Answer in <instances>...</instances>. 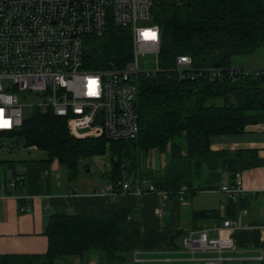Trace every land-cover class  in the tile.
I'll return each instance as SVG.
<instances>
[{
  "label": "trees",
  "instance_id": "trees-1",
  "mask_svg": "<svg viewBox=\"0 0 264 264\" xmlns=\"http://www.w3.org/2000/svg\"><path fill=\"white\" fill-rule=\"evenodd\" d=\"M152 8V21L161 36V71L138 77L137 138H77L70 135L65 117L34 108L14 131L2 132L0 137L22 139L24 146L45 152L43 160L64 165L70 177L77 173L82 158L109 152L111 181L135 178L142 183L148 178L162 190L190 185L213 133H240L247 124L264 121V74L243 73L234 67L238 56L251 55L264 41V0H156ZM129 31L110 23L103 36L89 38L84 66L90 70L122 67L132 57ZM181 54L192 63L191 74L182 77L171 71ZM211 68L220 69V75L198 73ZM231 91L240 92L239 105L225 101ZM156 148L169 149L170 156L166 167L153 173L142 158ZM237 153L250 159L254 151ZM126 212L121 208L88 214L51 212L43 231L48 239L46 252L0 254V264L73 260L87 264L93 255L97 264H127L141 247L143 235L129 230ZM133 264L140 263L133 260Z\"/></svg>",
  "mask_w": 264,
  "mask_h": 264
},
{
  "label": "built area",
  "instance_id": "built-area-1",
  "mask_svg": "<svg viewBox=\"0 0 264 264\" xmlns=\"http://www.w3.org/2000/svg\"><path fill=\"white\" fill-rule=\"evenodd\" d=\"M156 0H0V133L12 132L25 117L23 95L44 97L42 102L30 103L31 109L52 110L66 119L69 133L77 138L110 140L137 138L140 128L137 100L138 77L160 72L159 26L152 21ZM110 23L128 27L132 37V57L122 67L90 70L84 66L85 48L89 38L103 36ZM171 69L178 76L189 75L192 63L181 54ZM153 65V66H152ZM243 73L264 74V69L236 68ZM219 76L220 69L198 71ZM240 178L220 186L224 201L237 202L244 193ZM24 183L18 173L0 184ZM144 191L163 193L152 181L140 184L116 179L104 184L100 192L111 197L118 194ZM264 199V192L262 193ZM24 209V205L20 206ZM233 228H241L239 221L225 219L210 228L201 227L195 234L182 238L188 251L185 264H249V256L234 255L236 243ZM139 250L133 260L141 263ZM264 258L262 249L253 259ZM60 264H82L78 260ZM87 264H95L87 261Z\"/></svg>",
  "mask_w": 264,
  "mask_h": 264
},
{
  "label": "crops",
  "instance_id": "crops-1",
  "mask_svg": "<svg viewBox=\"0 0 264 264\" xmlns=\"http://www.w3.org/2000/svg\"><path fill=\"white\" fill-rule=\"evenodd\" d=\"M234 67L264 69V41L251 55L238 56ZM240 96L239 91H231L225 101L239 105ZM209 146L201 154L202 167L191 184L182 185L178 190H164L165 194L144 191L111 197L100 192L110 180L93 183L58 179L55 172L60 165L56 160L25 162L23 170L11 163L12 174L5 168L4 182L22 173L24 183L15 187L7 185L4 193L0 190V254L45 253L48 239L43 231L51 212L88 214L105 208H121L127 211L129 230L143 235L141 247L137 249L138 257L143 260L140 264H185L188 251L182 245V238L204 226L217 234L212 227L229 218L239 221L241 226L236 231L230 228L223 233L228 235L233 231L234 255L251 257L247 259L249 264H264V258L253 259L258 249H262L264 256V121L247 124L240 133H213ZM240 150L254 153L250 159L244 155L239 158ZM162 154L159 150L152 159L146 158L148 170L157 173L166 167L170 152L163 162ZM154 160L158 165L154 166L157 164ZM236 178L241 179L244 193L237 202L224 201L220 186Z\"/></svg>",
  "mask_w": 264,
  "mask_h": 264
},
{
  "label": "rangeland",
  "instance_id": "rangeland-1",
  "mask_svg": "<svg viewBox=\"0 0 264 264\" xmlns=\"http://www.w3.org/2000/svg\"><path fill=\"white\" fill-rule=\"evenodd\" d=\"M21 97H22V101L26 103V106L24 107L25 115L31 112L30 103L42 102L43 100H45L44 97L43 98L35 97L33 96V94L23 95ZM158 151H159L158 148L151 150L148 153V155H146L145 159L144 157L142 158V161L144 160L145 163L146 158L147 161L150 160V158L152 159ZM162 153L164 154L160 156V159L163 162L166 156L169 154V149H167ZM45 157H46V153L39 149H36L34 146L31 147L24 146V142L22 141V139H18V140L13 138L2 139L0 137V182H4L3 174L5 168L6 171H8L9 175L12 174V169L9 167L8 164L12 163L14 164L15 167H17V169L23 170L25 162L26 163L31 161L41 162L43 161V159H45ZM109 157H110L109 152H105L93 156L87 155L86 157L80 160L78 171L74 177H70L69 174L67 173L68 172L67 169L64 167V165L61 164H59L60 168L58 171L55 172V174H58L59 176L58 179L62 178L65 179L66 181L69 179L79 182H86L89 180V181H93V183L96 182L99 183L106 179L110 180L108 176V172L109 170H111L112 164L110 162ZM154 161L156 162V160ZM156 163L157 164H154V166L158 165L159 162ZM95 261H97V259L93 255L90 258V262H94L95 264H97ZM126 261L127 264H133V258L132 260L127 259Z\"/></svg>",
  "mask_w": 264,
  "mask_h": 264
},
{
  "label": "water",
  "instance_id": "water-1",
  "mask_svg": "<svg viewBox=\"0 0 264 264\" xmlns=\"http://www.w3.org/2000/svg\"><path fill=\"white\" fill-rule=\"evenodd\" d=\"M132 181H133V183L135 182V180H134V179H133Z\"/></svg>",
  "mask_w": 264,
  "mask_h": 264
}]
</instances>
